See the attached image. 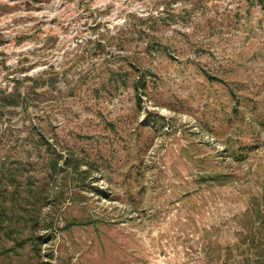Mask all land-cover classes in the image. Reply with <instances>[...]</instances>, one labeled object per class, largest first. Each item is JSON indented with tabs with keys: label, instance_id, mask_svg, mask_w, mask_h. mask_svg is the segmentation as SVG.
<instances>
[{
	"label": "rangeland",
	"instance_id": "obj_1",
	"mask_svg": "<svg viewBox=\"0 0 264 264\" xmlns=\"http://www.w3.org/2000/svg\"><path fill=\"white\" fill-rule=\"evenodd\" d=\"M4 158L0 264L264 263V0H0Z\"/></svg>",
	"mask_w": 264,
	"mask_h": 264
},
{
	"label": "trees",
	"instance_id": "obj_2",
	"mask_svg": "<svg viewBox=\"0 0 264 264\" xmlns=\"http://www.w3.org/2000/svg\"><path fill=\"white\" fill-rule=\"evenodd\" d=\"M41 136L44 138L43 134H40V137ZM42 143L48 145V141H46V143L43 141L40 143L38 142L39 145ZM47 150L49 155L48 157L43 158L39 169L41 171L44 170V174L47 170V175H53L59 168H61L59 165L60 161L56 155V151L51 150L48 146ZM30 163V161L22 162L12 160V158H4L0 160V239H3L4 237L15 239V246H13L12 250H16L17 247H26V245L29 243H32L33 248L38 250V244L41 242V239H43L42 236L35 235L33 232H23V236H19V234H17L19 223L23 221L25 225H30V223L35 224L36 219H34L32 215L24 216L15 210L10 212L11 216H9V212H5L7 209L3 207V204L7 201L6 203L10 202V206L13 205L15 209L19 203H22L25 195L29 197L31 194L38 196L40 193H43L45 189L44 184H36V182L33 181L34 177L32 174L23 177V174L20 171L25 169V165ZM253 247L256 249L255 246ZM5 253H8V250H5V248L0 249V255ZM238 264L264 263L263 261L259 262L254 260L253 262L249 261L248 263L238 262Z\"/></svg>",
	"mask_w": 264,
	"mask_h": 264
}]
</instances>
